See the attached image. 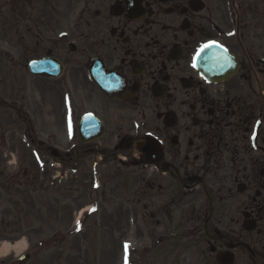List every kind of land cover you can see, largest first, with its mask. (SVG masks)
Instances as JSON below:
<instances>
[{
  "label": "flooded vegetation",
  "instance_id": "flooded-vegetation-1",
  "mask_svg": "<svg viewBox=\"0 0 264 264\" xmlns=\"http://www.w3.org/2000/svg\"><path fill=\"white\" fill-rule=\"evenodd\" d=\"M0 117L128 178L121 264H264V0H0Z\"/></svg>",
  "mask_w": 264,
  "mask_h": 264
},
{
  "label": "rangeland",
  "instance_id": "rangeland-1",
  "mask_svg": "<svg viewBox=\"0 0 264 264\" xmlns=\"http://www.w3.org/2000/svg\"><path fill=\"white\" fill-rule=\"evenodd\" d=\"M20 125L18 120L10 123L6 118L0 117V246L3 243L13 245L23 240L29 246L27 252L31 258L21 264H121L120 260L124 256L140 255L139 249L143 244L137 246L139 242L133 238L135 232H124L126 235L121 238L123 230L120 229L119 221L124 211L122 194L131 192L133 187L128 178H122V174H112L110 168L106 170L111 172L108 182L104 178L103 183L100 182L94 188L93 181L92 184L84 182L83 177H91L84 168L80 173L82 177L77 182L68 169L66 180L54 182L50 173L55 169L50 166L49 157L42 156L41 152H32L33 147L27 138H21L22 130L18 129ZM13 157L16 165L10 163ZM40 159L43 165L37 171L42 162L36 161ZM25 169L38 173L36 184H42V189L38 190L36 185L34 190L30 184L28 188L21 185L22 187L12 186L13 189L6 190L2 178L17 170L21 173ZM30 182L31 180L26 183ZM91 189L98 195V199H105L109 215H104V218L98 214L88 218L85 216L86 212L83 210H90L97 197L88 196ZM74 208L78 212L74 214L75 222L82 212L83 226L77 227L69 222V211ZM139 235H143V243L148 241L149 235L145 231H141ZM17 256L15 252L0 256V264H20L16 262Z\"/></svg>",
  "mask_w": 264,
  "mask_h": 264
},
{
  "label": "bare ground",
  "instance_id": "bare-ground-1",
  "mask_svg": "<svg viewBox=\"0 0 264 264\" xmlns=\"http://www.w3.org/2000/svg\"><path fill=\"white\" fill-rule=\"evenodd\" d=\"M24 249H25V242L23 240L18 241L14 243L13 245L8 244V243H3L0 246V256L6 255L10 252H15L16 254H18Z\"/></svg>",
  "mask_w": 264,
  "mask_h": 264
},
{
  "label": "water",
  "instance_id": "water-1",
  "mask_svg": "<svg viewBox=\"0 0 264 264\" xmlns=\"http://www.w3.org/2000/svg\"><path fill=\"white\" fill-rule=\"evenodd\" d=\"M36 65H38V62H35V63H34V66H36ZM35 73H39V72L36 71ZM26 257H28V256L25 254L24 256H21V257L18 259V261H22V259H23V258H26Z\"/></svg>",
  "mask_w": 264,
  "mask_h": 264
},
{
  "label": "trees",
  "instance_id": "trees-1",
  "mask_svg": "<svg viewBox=\"0 0 264 264\" xmlns=\"http://www.w3.org/2000/svg\"><path fill=\"white\" fill-rule=\"evenodd\" d=\"M17 225H18V223H17ZM13 227H16V225H12ZM17 228V227H16Z\"/></svg>",
  "mask_w": 264,
  "mask_h": 264
},
{
  "label": "snow or ice",
  "instance_id": "snow-or-ice-1",
  "mask_svg": "<svg viewBox=\"0 0 264 264\" xmlns=\"http://www.w3.org/2000/svg\"><path fill=\"white\" fill-rule=\"evenodd\" d=\"M205 47H207V45H205Z\"/></svg>",
  "mask_w": 264,
  "mask_h": 264
}]
</instances>
